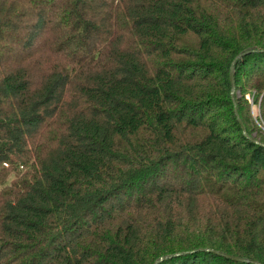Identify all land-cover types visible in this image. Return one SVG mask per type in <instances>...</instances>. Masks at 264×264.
Returning a JSON list of instances; mask_svg holds the SVG:
<instances>
[{"label": "trees", "instance_id": "1", "mask_svg": "<svg viewBox=\"0 0 264 264\" xmlns=\"http://www.w3.org/2000/svg\"><path fill=\"white\" fill-rule=\"evenodd\" d=\"M0 264H264V0H0Z\"/></svg>", "mask_w": 264, "mask_h": 264}, {"label": "rangeland", "instance_id": "2", "mask_svg": "<svg viewBox=\"0 0 264 264\" xmlns=\"http://www.w3.org/2000/svg\"><path fill=\"white\" fill-rule=\"evenodd\" d=\"M15 177H16V175L13 174L12 177H11V180H13Z\"/></svg>", "mask_w": 264, "mask_h": 264}]
</instances>
